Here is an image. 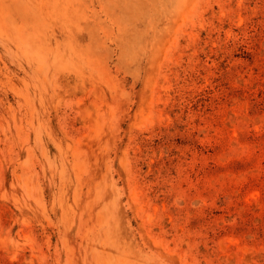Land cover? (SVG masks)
Segmentation results:
<instances>
[{
    "label": "rangeland",
    "instance_id": "1",
    "mask_svg": "<svg viewBox=\"0 0 264 264\" xmlns=\"http://www.w3.org/2000/svg\"><path fill=\"white\" fill-rule=\"evenodd\" d=\"M0 264H264V0H0Z\"/></svg>",
    "mask_w": 264,
    "mask_h": 264
}]
</instances>
